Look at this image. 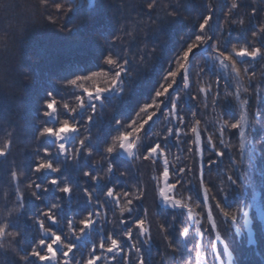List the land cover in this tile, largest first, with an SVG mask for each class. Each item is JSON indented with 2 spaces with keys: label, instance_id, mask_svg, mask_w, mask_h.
<instances>
[{
  "label": "trees",
  "instance_id": "obj_1",
  "mask_svg": "<svg viewBox=\"0 0 264 264\" xmlns=\"http://www.w3.org/2000/svg\"><path fill=\"white\" fill-rule=\"evenodd\" d=\"M59 2L65 8L73 7L74 11L56 13L51 0L47 10L40 5L39 0H0V145L8 132L16 130L20 139L14 146L13 157L23 162L26 176L22 179L32 176L28 169L36 155L32 148L38 131L42 126H55V121H48L43 116V105L49 99L48 94L51 93L57 100H64L71 107H77L78 101L71 95L80 94L81 89H111L109 81L113 74L107 71L109 66L104 60L107 55L123 50L133 60L128 65L129 74L122 78L124 92L113 89L106 92L102 102L95 101L97 114L90 126L92 140L89 144L97 154H101L102 148L119 134L118 131H123L117 125V120L142 123V118L146 119L147 115L155 112L153 121L138 133V138H143L147 131L149 136L144 140L145 144L161 139L167 144L170 180H176L177 169L181 170L184 177L183 182H178L173 189V197L183 207H165L153 193L154 182L159 187L161 185L160 161L150 163L142 158L133 161L132 157L127 158L121 153L112 157L117 171L109 180L95 186L97 195L103 199L105 190L112 186L134 190L139 184L148 189V196L143 202H134L139 206L138 214L147 210L148 219L152 222L151 247H143L146 264H161L162 254L166 256L167 264H184L185 257L189 264H213V261L216 264L211 247L215 233L207 218L202 191L204 186L217 231L232 251L235 264H264V143H261L264 137V65L257 63L255 67H250L252 62L249 61L244 67H250V72L255 71L257 75L249 81L241 70L237 78L230 65L223 67L219 63L212 49L221 31L225 33V50L245 39L246 33L226 23V5L231 0H216L217 11L208 29L212 40L208 47L202 46L194 52L188 76L190 87L187 89L181 84L179 73L184 72V68L179 65L183 63L182 49L188 43L195 42L194 36L199 34L200 19L207 12L203 0H184L183 6L175 9L180 15L161 21L160 24L145 13L144 0H96L95 7L90 6L88 0L81 4L77 0L74 3L73 0ZM160 3L167 7V0H160ZM49 13L54 23L49 20ZM158 14L162 15L163 9ZM87 16L93 19L91 23L85 24L82 21ZM252 27L249 25L248 31ZM229 31L230 36L227 35ZM153 47L156 49L154 53L151 51ZM206 47L205 52L197 53ZM174 60L177 62L175 66ZM170 69L178 72L177 77H170ZM88 75L93 76V79L79 81V86L69 93L66 85L70 80ZM173 79L176 83L167 95L178 92L181 97L178 106L181 113L179 127H176L178 118L169 110L167 98L155 96L156 91H163ZM217 80L219 85L214 90L220 93L219 103L214 105L209 99V106L205 107L200 103L199 88L207 89L209 84ZM256 85L261 90L253 94L252 87ZM146 106L147 113L141 110ZM89 114L90 107L86 106L74 119L83 127ZM245 120L248 121L246 134L241 138L237 133L243 130ZM233 123L239 124L240 128L233 129ZM197 125L205 162L202 178L196 132L192 131ZM225 125L227 129L222 132ZM166 130H171L173 135L165 139ZM221 132L224 145L218 139ZM209 140L215 146V151L208 147ZM95 159L99 160V155ZM83 167L81 163L66 170L70 182L78 185L86 179L79 175ZM120 171H126L129 175L121 176ZM228 177H232L235 183ZM40 182H44V177L40 178ZM88 186L93 187L90 181ZM29 192L30 189L21 184L20 193L25 197V206L23 215L18 218L14 211L16 199L8 176V166L0 165V219L12 211V221L24 231L30 243L39 235L31 217L42 205ZM42 195L49 201L56 197L54 192ZM217 204L229 212L235 211L236 222L219 214ZM104 207L110 222H106L103 217L98 218L103 233L118 232L119 211L116 210L114 215L109 206ZM237 209L249 213L250 223L245 224V217ZM85 210H90V206L81 198L71 207L66 206L63 212L68 215ZM162 223L174 225L169 235L176 251L166 248L163 235L157 227ZM186 225L189 227V237L180 243L178 230ZM197 228L200 233L196 232ZM98 235L99 231H94L91 240L84 237L78 242L80 249L76 253L77 259L88 250ZM197 235L202 240L200 248L194 247ZM219 250L223 257L222 246H219ZM0 264L19 262L11 250L0 249ZM105 264L111 262L106 260Z\"/></svg>",
  "mask_w": 264,
  "mask_h": 264
},
{
  "label": "snow or ice",
  "instance_id": "obj_2",
  "mask_svg": "<svg viewBox=\"0 0 264 264\" xmlns=\"http://www.w3.org/2000/svg\"><path fill=\"white\" fill-rule=\"evenodd\" d=\"M39 3L45 10L48 9L49 0H39ZM89 3L90 6L95 7L96 0H89ZM183 3L184 0H167V7H164L160 0H144L143 8L150 19L160 24L161 21L175 19L180 15L175 9L181 8ZM203 3L207 12L200 19L199 34L194 36L195 42L188 43L182 49L183 63L179 67L184 68V72H180L179 75L181 84L185 89L188 88V73L193 64L194 52L202 46H207L209 41L212 40L208 29L215 18L217 2L216 0H203ZM51 5L55 8V12L59 14H63L65 11L68 13L74 11L73 7L65 8V5L59 0H51ZM161 9H163L162 15L158 14ZM226 12L228 17L226 23L230 27H236L246 33L245 39L225 50L223 47L225 33L221 31L220 37L215 41L212 49L223 67H229L230 65L237 78L240 77L241 70H243L247 79L251 81L257 73L255 71L250 72V67H255L257 63L264 65V0H231L226 5ZM48 18L51 22H55L51 13H49ZM92 19L93 17L87 16L83 18L82 22L88 24L92 22ZM249 25L253 26L251 31H248ZM227 35L230 36L231 32L229 31ZM117 40H119V36H117ZM151 51L154 53L156 51L155 47ZM249 61L252 62L250 67H244V64ZM104 62L109 66L107 71L113 74V78L109 81L112 85L111 89L101 87H96L94 91L88 88L81 89L80 94L71 95L78 101L77 107H71L64 100H57L51 93L48 94L49 99L43 105V116L48 121H55V126H42L38 131L32 148L36 155L34 162L28 169L32 173L31 178L22 179L26 176L23 162L13 157L14 146L20 139L16 130L8 132L3 144L0 145V165L8 166V176L16 199L14 209L16 216L19 218L23 215L25 206V197L20 193L21 184L26 185L30 189L29 195L40 201L42 205L31 217L34 229L39 235L30 243L24 231L12 221V211H9L7 217L0 219V249L11 250L13 255L17 257L19 264H105L106 260L110 261L111 264H146L143 247H151L152 222L148 219L147 210H144L142 214H138L139 206L134 202H143L148 196V189L139 184L134 187V190L129 188L118 189L112 186L105 190L103 199L96 192L95 186L109 180L112 174L117 171L112 160L114 154L126 153L127 156L133 158V161L141 158L150 163L160 161L164 186L159 187L154 182L152 191L160 202L173 208L183 207V205H180L179 200L173 199L171 195L173 189L177 187V183L183 182L184 177L181 170L177 169L176 180H170L169 162L166 159L167 144L163 139L145 144L144 140L149 136L147 131H145L143 138H138V133L145 130V126L153 121L156 115L155 112L152 115H147L146 119L142 118V123L139 121L129 123L117 120V125H120L123 131H118L119 134L102 148L101 154H97L89 144V141L92 140V136L89 134L90 126L97 114L95 101H101L103 94L113 89L124 92L121 83L122 78L129 74L127 71L128 65L133 60L126 56L123 50H117L114 54L107 55ZM176 63L174 60L173 65L175 66ZM169 75L175 78L178 72L170 69ZM92 79L93 76L91 75L72 79L67 83L66 88L71 93L72 89L79 86V81ZM175 83L176 81L173 79L163 91H156L155 96L167 98L169 110L175 113L178 118L176 127H179L181 113L178 106L181 97L178 92H173L171 96L167 95L169 89ZM218 85L219 80L215 81L214 84H209L207 89L199 88L200 103L205 107L209 106V99L213 101L214 105L219 103L220 93L214 90L218 88ZM260 90L259 85L252 87L253 94L259 93ZM233 95L237 94L233 93ZM89 102L92 103L89 104ZM86 106L90 107V114L86 118L85 125L81 127L79 121L75 120L74 117ZM149 106L155 107V105ZM77 108L79 111H77ZM141 110L147 113L148 107L146 106ZM61 117L63 118L61 119ZM231 127L239 129L240 125L233 123ZM226 129L227 125L224 126L222 132ZM192 131L196 132V128L193 127ZM222 132L218 139L220 144L224 145ZM172 135L171 130H166L165 139ZM237 135L243 138L244 133L241 131ZM70 140L71 143H69ZM261 143H264V137L261 138ZM208 147L215 151V146L210 140ZM97 155L100 157L99 160L95 159ZM81 163L84 167L79 175L86 179L78 185L73 184L67 177L66 170ZM119 174L125 177L129 175L126 171H120ZM41 177H44L43 183L40 182ZM227 179L235 183L232 177ZM89 181L93 185L91 188L88 186ZM52 192L56 193V197L51 201L47 200L45 195H42ZM81 198L90 206V210H85L82 213L76 211L65 215L64 208L66 206L71 207L74 202H79ZM204 199H207L206 193ZM105 205L113 210L114 215L116 210L119 211L120 215L117 218V223L120 225V230L118 232L113 231L112 234H104L102 231V225L98 218L103 217L106 222H110L108 221ZM216 208L225 219L230 218L232 222H236L235 211L229 212L219 204L216 205ZM237 211L242 212L245 217V224L250 223L247 211L242 209H237ZM188 214L190 215V210ZM207 218H212L211 210H209ZM157 227L163 235L166 248L176 251L177 249L169 235L170 228L174 225L162 223ZM216 227L213 221L210 228L215 229ZM94 231H99L97 239L89 245L86 252L81 254L80 259H77L76 253L80 249L78 242L84 237L91 240ZM178 231L179 242L183 243L189 237V227L186 225ZM196 232L200 233V229L197 228ZM220 238V234L217 232L215 239L219 240ZM196 240L194 247L200 248L202 246L200 235L196 236ZM22 244L27 246L22 247ZM211 247L214 249L216 246L211 245ZM133 254L135 255L134 260ZM213 255L215 257V252ZM161 264H167V258L163 254ZM184 264H189L187 257L184 258Z\"/></svg>",
  "mask_w": 264,
  "mask_h": 264
},
{
  "label": "rangeland",
  "instance_id": "obj_3",
  "mask_svg": "<svg viewBox=\"0 0 264 264\" xmlns=\"http://www.w3.org/2000/svg\"><path fill=\"white\" fill-rule=\"evenodd\" d=\"M78 2H79V4H81L84 0H77ZM89 1V0H88ZM205 52V51H204ZM197 53H199V52H197ZM193 58V57H192ZM106 95V92L103 94V97ZM103 99V98H102ZM97 102H102V100L101 101H97ZM247 124H248V121H244L243 122V130H242V132L244 133V136L243 137H245V134H246V130H245V128H246V126H247ZM69 143H71V140L69 141ZM70 150V149H69ZM123 156H125V157H127V158H129V156H127V154L126 153H121ZM161 178H160V182H161V185H160V187H163L164 185H163V176H162V172H161ZM171 176V175H170ZM172 198L173 199H175L174 197H173V191H172ZM176 200V199H175ZM163 206H165V207H169V208H173V207H171L170 205H166V204H164V203H162V202H160ZM181 204V203H180ZM179 208V206L178 207H176L175 209H178ZM214 218V217H213ZM214 222H215V220H214Z\"/></svg>",
  "mask_w": 264,
  "mask_h": 264
},
{
  "label": "water",
  "instance_id": "obj_4",
  "mask_svg": "<svg viewBox=\"0 0 264 264\" xmlns=\"http://www.w3.org/2000/svg\"><path fill=\"white\" fill-rule=\"evenodd\" d=\"M198 135V134H197ZM198 137H199V135H198Z\"/></svg>",
  "mask_w": 264,
  "mask_h": 264
}]
</instances>
